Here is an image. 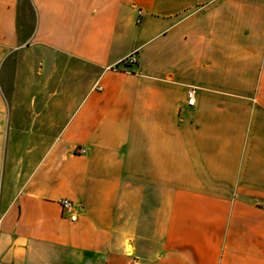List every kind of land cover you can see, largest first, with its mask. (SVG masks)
Masks as SVG:
<instances>
[{"label": "crops", "instance_id": "1", "mask_svg": "<svg viewBox=\"0 0 264 264\" xmlns=\"http://www.w3.org/2000/svg\"><path fill=\"white\" fill-rule=\"evenodd\" d=\"M0 262L264 264V0H0Z\"/></svg>", "mask_w": 264, "mask_h": 264}, {"label": "built area", "instance_id": "2", "mask_svg": "<svg viewBox=\"0 0 264 264\" xmlns=\"http://www.w3.org/2000/svg\"><path fill=\"white\" fill-rule=\"evenodd\" d=\"M124 64L127 67H131V66L135 65L136 64L135 56L131 55L130 57H128L126 59V61H124ZM194 103H195L194 95H193V92H191L190 95H189V105H194ZM60 203L62 205V208H63L64 212H66V213H68L70 215V220L72 222H75L77 220V216L75 214V210L77 208L76 203H73L72 201H69V200H66V199L62 200ZM0 264H8V263L0 262Z\"/></svg>", "mask_w": 264, "mask_h": 264}, {"label": "rangeland", "instance_id": "3", "mask_svg": "<svg viewBox=\"0 0 264 264\" xmlns=\"http://www.w3.org/2000/svg\"><path fill=\"white\" fill-rule=\"evenodd\" d=\"M24 7H25V15L27 17V19L30 21V23L32 22V12L31 10L28 8V6H26V3L24 2Z\"/></svg>", "mask_w": 264, "mask_h": 264}]
</instances>
